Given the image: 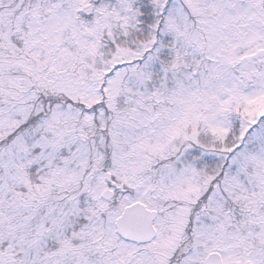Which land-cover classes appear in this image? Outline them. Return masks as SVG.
<instances>
[{
	"label": "snow or ice",
	"instance_id": "6c2138e0",
	"mask_svg": "<svg viewBox=\"0 0 264 264\" xmlns=\"http://www.w3.org/2000/svg\"><path fill=\"white\" fill-rule=\"evenodd\" d=\"M0 264H264V0H0Z\"/></svg>",
	"mask_w": 264,
	"mask_h": 264
}]
</instances>
